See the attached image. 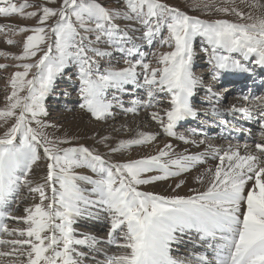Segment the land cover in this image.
<instances>
[{"label": "snow or ice", "instance_id": "1", "mask_svg": "<svg viewBox=\"0 0 264 264\" xmlns=\"http://www.w3.org/2000/svg\"><path fill=\"white\" fill-rule=\"evenodd\" d=\"M189 9L211 18L167 0H0V18L35 21L0 23L4 42L21 49L0 50L16 61L0 70L17 69L0 107V264H264V96L222 107L223 96L194 72L199 53L213 80L251 72L250 65L264 70V0H192ZM64 78H74L76 108L91 120L109 124L146 111L159 131L125 123L130 137L97 132L91 146L74 143L79 136L47 119L46 101ZM200 89L203 110L194 106ZM237 114L259 124L254 144L212 143L204 124L178 132L201 115L236 130L224 117ZM161 135L171 138L162 146ZM173 139L185 147L178 151ZM153 147L154 154L126 156ZM201 166L190 194L141 187ZM22 193L32 202L16 216L10 209ZM85 221L106 222L107 237L81 232ZM189 244L200 250L174 254Z\"/></svg>", "mask_w": 264, "mask_h": 264}, {"label": "rangeland", "instance_id": "2", "mask_svg": "<svg viewBox=\"0 0 264 264\" xmlns=\"http://www.w3.org/2000/svg\"><path fill=\"white\" fill-rule=\"evenodd\" d=\"M36 2H39V0H36ZM167 2L169 4H171V5L179 7L181 10L189 12L190 15H200L202 18H211V17H205L200 12L190 11L189 5L192 2V0H167ZM8 22H13V23H15L16 25H19V26L26 25V24L27 25L35 24L34 20H25V19H21L18 16H14V17L10 18V20L8 18H0V23H8ZM15 38L17 40H20V41L23 40V36H17ZM196 47H197V51L199 52V47H200L199 41H197ZM0 50L12 52V53H19L21 49H20L19 46L7 45L4 42L3 37L0 36ZM166 50L167 49H161V51H166ZM116 58H117V60H120V63L119 64H115V66L119 67V66L122 65V59L120 58L119 54H117ZM0 63L15 64L16 61L0 57ZM16 70L17 69L12 68V67H9L6 70H0V107L4 106V102H5L4 101V97L7 94L5 89H7V87H8L7 86L8 78L10 77L11 73L16 71ZM194 72L196 73L197 76L203 77L204 83L207 86L209 85L208 84V79H209V77L210 78L212 77V74H211V70H210V68H209V66L207 64V61H206L203 53H199V55L197 56V58L195 60ZM66 79L67 78H64V79H62V81L57 82V87L55 89L56 95L49 97L48 100L46 101V105H47L49 113H50L49 116L47 117V119L49 121H52L53 123L58 124V125H63L64 126V130L67 131L68 135H70V136H79L80 139L78 141H74V143H84V144L88 145L85 142L89 141L91 143V145H93L92 137L94 136V132L95 131L97 132L98 125H102L103 126L102 130L105 133L103 135L111 133L116 138H122L124 136H129L130 135L131 132H126V131H124L121 128V125H122L123 121L126 120V118H125L126 116H118L115 121H110L109 122V124L111 125V127H110L109 124H103V123L96 122L94 120H91L87 115L81 113L79 111V109L76 108L77 96H76V90H75V87H74V78H73L72 84H71V82L68 83V81H66L68 87H64V86H61L60 84H58V83H63L64 84V81ZM209 86H211V85H209ZM214 88L217 89V92L222 91L221 95L223 96V99L225 100L226 99V95L225 96L223 95V94H225V92L223 93L224 88L220 87V86H218L217 88L216 87H214ZM202 90L203 89H200L199 92H197V94L199 95V97H201V99L198 98V96H196V100H194V106L197 109H200V110H203L204 108L207 107V104L205 103V99H202V97L206 98V95H205L206 92L202 91ZM8 91H10V89H8ZM139 91L140 92L138 94L143 96V91L142 90H139ZM64 92H68V93H70V95L64 96L63 95ZM233 97H234V95H233ZM128 99H129V97L126 96L125 100H128ZM231 99H232V97L229 96L227 101H229ZM163 107H167V104L165 103L163 105ZM68 109H74V111H68ZM143 112L144 111H141L140 114L138 116H135L134 118H138L139 119V117L141 116V114H143ZM130 118H131L130 120H135V119H133L132 116ZM202 118H204V117H202ZM208 120L209 119L205 118L202 122L206 124L208 122ZM82 123L84 124V126H86V129L90 130L92 133H90V134L87 133V135L83 134V131L80 129V128H82V125H81ZM127 125H129V127H130L129 122L127 123ZM184 126H185V124H180L178 126V132H180L181 134H189L191 132V129L181 128V127H184ZM187 126L190 127V124H188ZM179 128H181V129H179ZM193 128H197V127L194 126ZM113 129H118L119 131H113ZM179 130H181V131H179ZM3 131H4V129L0 128V134H2ZM164 137L165 136L161 135L158 138L163 140ZM207 138L210 141L211 140H215V139H212L213 138L212 136L207 137ZM259 139L260 138H255L254 140L258 141ZM91 145H89V146H91ZM101 150L103 151V149H101ZM158 182H156L155 184H157ZM147 186H149V185L141 186V187L142 188H147ZM25 195H26L25 193L21 194V197L19 199L21 201H19V200H18L19 202L17 201L19 207L14 209L13 212H15V213H13V215H16V214L18 215L19 214V216H23L24 215V212L22 211L23 208L27 204H30L32 202L31 200H26L25 198H23V197H25ZM12 223L19 224V225L21 224L22 227H24V225L22 223H19L17 221L16 222H12ZM100 227L101 226L99 225V228ZM87 229L89 230L90 228L87 227ZM107 231H108V226L106 224L105 229H103V227H102L100 232H102L103 234H107ZM102 246L104 247L105 245H102ZM3 250L4 251H8L7 248L6 249L4 248ZM106 251H109V250H106ZM113 251L116 252V249L112 250L111 253H113ZM101 258L103 259V256H101Z\"/></svg>", "mask_w": 264, "mask_h": 264}, {"label": "bare ground", "instance_id": "3", "mask_svg": "<svg viewBox=\"0 0 264 264\" xmlns=\"http://www.w3.org/2000/svg\"><path fill=\"white\" fill-rule=\"evenodd\" d=\"M250 66H251V68H253V70L262 71V69H260L259 67H256L254 65H250ZM238 73L239 72H229V73L224 72L223 75L225 77H227V78L233 79L235 75H238ZM60 81H62V80H59L58 82H60ZM66 81H68V83L71 82V84L73 82V80L70 81V80L66 79L64 81V84L63 83H58V84H60L61 86H64V87H68ZM225 88L226 89L229 88V91H230L229 93L236 92V89L233 88V86L232 87H228L227 86ZM118 116H120V115H118ZM130 117H131V115H127L125 117L126 120L123 119L124 120L123 123L125 124V123L129 122L131 128H136L137 126H139L141 128V130H144V131H159L158 126L148 118V113L146 111H144L143 114H141L139 119L133 117V119H135V120H130L131 119ZM81 125H82V128H80V129L83 131V134L87 135V133L88 134L92 133L90 130L86 129V126H84L83 123ZM102 127H103L102 125H98V130H97V132H99L101 135L105 134L103 132V130H102L103 129ZM97 132L95 131L94 135ZM132 135H133V133L131 132L129 136H124L122 138L130 137ZM210 136H211V134H210ZM257 138H260V137H257ZM169 139H171V138L164 137L163 140L158 138L156 143H158V144H160L162 146L163 143L167 142ZM213 139H215V140H211L210 142L215 143V144H219V145H222V146L223 145H227L228 143L241 144V145H243L244 143H248L249 145H252V144H254V142L257 141V140H253V141H249V142H244V141H226V140H223L221 138H213ZM171 142L174 145H179V148L177 149L178 151L182 150L185 147V145L182 142L178 141V140H174L173 139ZM85 143H87L88 145H91V143L89 141L88 142L86 141ZM191 150L192 151H196L195 148H193ZM154 151H155L154 147L153 148H136V149H133L131 152L127 153L126 156L132 157V158H137V157H139L141 155L154 154ZM121 158L122 157L119 154H117L116 156L113 157V159H121ZM214 163H215V161H209L210 165L214 164ZM203 167L204 166H201L200 169H198L196 171H193L191 173L185 174V175L180 176V177H174L173 179H170V180H167V181H159L157 184H153L151 186L149 185V186H147V188H143V189L144 190H149V191H154V192H157V193H160V194H164V195H172V194L186 195V194H190L189 193V188L198 187V185L195 184L193 177L198 174V171H202ZM181 179L186 180V184L181 189H177L176 193H173V191H172L173 187ZM19 201H21V200H19ZM14 209H16L15 206H13V208L10 209V210H12V212H13ZM13 213H15V212H13ZM16 216H19V214L18 215L16 214ZM12 222H16V221H11V220L8 221L10 227H22L21 224L20 225L19 224H14ZM106 224L107 223L104 222V221H85V222H81V224L77 225V227L79 228V230L81 232L91 233V234L97 236L100 239H104V238L107 237V234H103L102 232H100V230L102 229V227H103V229H105ZM99 225L101 226L100 228H99ZM87 227L90 228V229L88 230ZM104 247H105L106 250H109L108 251L109 253H111L112 250H115L114 247H110V246H107V245H105ZM189 250L199 251L200 249H198V248L197 249H192V245L189 244L187 246H181L179 248L178 252H176L174 254L183 255V254H186ZM99 259L103 260L101 257H99Z\"/></svg>", "mask_w": 264, "mask_h": 264}]
</instances>
